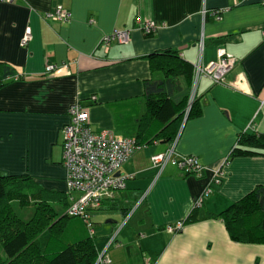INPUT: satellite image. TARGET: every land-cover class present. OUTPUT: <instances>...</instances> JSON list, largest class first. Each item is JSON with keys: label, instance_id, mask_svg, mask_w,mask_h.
Wrapping results in <instances>:
<instances>
[{"label": "crops", "instance_id": "0c3cea01", "mask_svg": "<svg viewBox=\"0 0 264 264\" xmlns=\"http://www.w3.org/2000/svg\"><path fill=\"white\" fill-rule=\"evenodd\" d=\"M58 5L69 11L67 21L46 18ZM146 21L153 24L150 36L143 34ZM27 28L31 38L22 46ZM114 30H129V41L106 49L101 40ZM263 31L261 0L0 1V77L13 76L0 86V173L27 175L59 193V202L51 201L64 213L61 129L70 106L80 104L94 132L147 141L120 169L125 187L110 191L92 213L109 218L95 223L98 253L118 230L108 264H264V244L231 239L218 216L264 185V147L238 144L242 133L264 135ZM219 50L236 58L224 82H194L193 75L188 82L182 65H207ZM156 52L169 57L156 55L152 65L147 56ZM49 65L66 69L51 74ZM146 81L164 82L173 101L189 94L198 103L199 114L184 116L171 140L159 136L162 126L147 114ZM173 143L207 171L196 177L170 164L154 167L150 157ZM224 158L222 182L211 184L197 219L184 222ZM177 222L180 230H166ZM65 229L68 241L88 235L86 228L82 236Z\"/></svg>", "mask_w": 264, "mask_h": 264}, {"label": "trees", "instance_id": "16d2710c", "mask_svg": "<svg viewBox=\"0 0 264 264\" xmlns=\"http://www.w3.org/2000/svg\"><path fill=\"white\" fill-rule=\"evenodd\" d=\"M152 33L143 32L145 36ZM156 55L169 57L167 52L153 53L147 56L152 65ZM164 70L168 73L171 69ZM182 73L191 83L193 66L183 64ZM9 75L5 73L0 77V86L3 81L13 77ZM163 85L162 81L145 82L146 108L148 116L163 128L159 136L168 141L177 134L184 116L190 118L198 115L199 107L195 97L190 102L189 94L180 101H173L165 93ZM134 139L140 145L147 142ZM238 144L252 148L264 147V135L242 133ZM235 152L242 153L240 149H235ZM59 196V193L44 191L27 175L0 173V264H96L100 253L94 241L96 233L90 236L87 231L85 238L68 241L64 234L66 227L63 220L76 217H69L66 209L63 213L54 205L51 200L59 202ZM66 200L68 206V193ZM16 204H33L35 214L27 221L23 220L22 215L15 211L13 205ZM196 210L193 208L184 222L196 220ZM218 216L224 221L231 239L264 244V185H257Z\"/></svg>", "mask_w": 264, "mask_h": 264}, {"label": "built area", "instance_id": "2783aa9c", "mask_svg": "<svg viewBox=\"0 0 264 264\" xmlns=\"http://www.w3.org/2000/svg\"><path fill=\"white\" fill-rule=\"evenodd\" d=\"M239 1L233 0L234 4H238ZM261 4L264 6V0H261ZM222 13L223 11L217 10L216 18L219 19ZM46 18L64 22L70 18V13L58 5L52 12L46 14ZM142 29L143 32L149 33L153 31V24L146 21L143 23ZM262 33L264 35V31ZM30 38L31 31L27 28L21 39V45H26ZM113 41L128 42L129 30H114L110 35L102 38L101 44L108 49ZM235 64L236 58L234 56L224 50H219L218 58L214 62L207 65L200 63L193 65V80L197 82L199 78L206 77L213 83H223L226 74ZM46 69L52 74L66 69V66L49 65ZM192 98L191 95L190 102ZM68 114L70 121L61 129L63 166L65 169L64 181L66 192L69 194L66 214L69 217L82 219L89 235L94 236L95 224L91 220L92 213L100 208L101 202L110 191L121 190L125 187L126 176L120 174V169L132 154L144 145L138 144L132 137L115 138L109 130L94 132L89 126L87 110L80 104L70 106ZM227 160L224 158L220 166L212 171L211 182L194 201L193 208H200L203 205L205 198L212 191L211 184L220 185L224 177L223 169ZM150 162L159 169L170 164L196 177H201L208 169L197 157L178 154L175 151L174 143L165 152L152 155ZM182 226L183 222H177L173 226H168L166 230L174 233L180 230ZM117 231L110 236L108 243L98 254L96 264L110 263L107 250L115 242Z\"/></svg>", "mask_w": 264, "mask_h": 264}, {"label": "rangeland", "instance_id": "374dc122", "mask_svg": "<svg viewBox=\"0 0 264 264\" xmlns=\"http://www.w3.org/2000/svg\"><path fill=\"white\" fill-rule=\"evenodd\" d=\"M15 208V211L22 215L23 220H28L30 218L33 217V215L35 214V206L33 204H27V205H22L19 206L18 204L13 205ZM109 219L107 217H103V215L95 213L91 216V220L92 222L95 224H99L101 223L102 225L105 224L106 220ZM65 223V227L67 228H71L74 227L77 229L78 233L81 234L80 236H82V233H84L85 230V226L83 224L82 219H80L79 217L76 218H65L63 220Z\"/></svg>", "mask_w": 264, "mask_h": 264}]
</instances>
